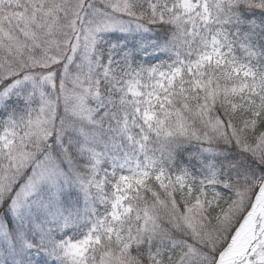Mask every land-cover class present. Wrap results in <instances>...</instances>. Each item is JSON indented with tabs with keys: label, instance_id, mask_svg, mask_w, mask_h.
Here are the masks:
<instances>
[{
	"label": "snow or ice",
	"instance_id": "snow-or-ice-1",
	"mask_svg": "<svg viewBox=\"0 0 264 264\" xmlns=\"http://www.w3.org/2000/svg\"><path fill=\"white\" fill-rule=\"evenodd\" d=\"M0 264H264V0H0Z\"/></svg>",
	"mask_w": 264,
	"mask_h": 264
}]
</instances>
